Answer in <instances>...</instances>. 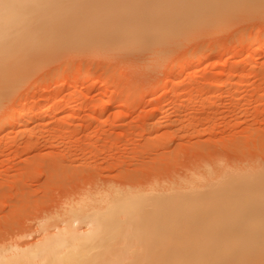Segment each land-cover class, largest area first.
Returning a JSON list of instances; mask_svg holds the SVG:
<instances>
[{
    "label": "rangeland",
    "instance_id": "rangeland-1",
    "mask_svg": "<svg viewBox=\"0 0 264 264\" xmlns=\"http://www.w3.org/2000/svg\"><path fill=\"white\" fill-rule=\"evenodd\" d=\"M259 2L51 0L33 14L0 53V125L19 104L40 102L26 130L0 131V248L43 240V223L78 208L90 189L108 195L109 184L170 198L163 215L178 221L177 238L162 232L150 246L160 258L148 264H264ZM51 98L64 108L37 125ZM160 101L171 103L166 122L183 116L180 137L166 122L147 133Z\"/></svg>",
    "mask_w": 264,
    "mask_h": 264
},
{
    "label": "bare ground",
    "instance_id": "bare-ground-1",
    "mask_svg": "<svg viewBox=\"0 0 264 264\" xmlns=\"http://www.w3.org/2000/svg\"><path fill=\"white\" fill-rule=\"evenodd\" d=\"M48 2H51V0H5L2 2V7L0 9V53L5 49L8 41L16 40L22 36L32 20V15L36 14V12L39 11L41 7L43 8ZM263 2H259V4L262 5L264 4ZM262 7H264V5ZM256 44L257 47L263 45L262 43ZM235 52L236 49L232 47L227 55L231 56ZM214 54L217 55L218 51H215ZM209 57L210 55L207 56V58ZM180 69L182 70V68ZM180 69H177V71ZM102 79L103 78L100 76L98 82H103L104 79L103 81ZM92 80H94L93 75L87 74L85 82L89 83ZM70 83L71 87L76 86V78ZM167 84L165 82L164 87L167 88V86H165ZM174 88L175 86L170 85L166 93L175 92ZM34 91V88H32L30 94L34 93ZM165 98L167 100V97ZM53 99L51 98L48 100L46 109L39 117L40 122H38L37 125H42L44 116H46L54 106L57 105L58 107V105H60L59 109H62L64 106L62 102L58 104L57 100ZM33 102V104L30 102L28 105L19 104L17 109L13 110L11 113L8 125H0V131L5 128L13 129L16 125L22 130H26L30 122L35 121V110L36 107L40 105L38 101H36L37 104H35L34 100ZM182 102L183 103H180L178 106L184 105V101ZM161 103L163 104L161 105ZM161 103H155V105H153L154 107L152 108L150 118L156 119V115L159 113L161 116L155 121L156 123L154 125L153 122L148 124V134H152L154 130L157 129L156 127L162 125L167 126L164 122L169 121L168 118L172 120V116L170 118L166 113V111H168L166 108L169 104L171 105V103H169L168 106L165 104L167 107L164 105L165 102ZM178 103L179 101H177L176 104ZM176 104L175 106H177ZM108 106H110L109 103H105L101 106L97 111L98 114L106 111ZM179 112H181V110ZM242 113L246 115L244 110ZM117 116L115 118H117ZM175 116L178 117H173L174 121H171L173 122L172 125L171 122L166 123H170L169 125L171 127L168 126L171 129L173 128V132L169 130L173 134H178L180 137L183 133L182 131H184L183 129L187 128V126L184 122V118H180L183 116L177 114H175ZM182 119L183 121H181ZM182 123L185 124L184 127H179V125L183 126ZM40 137L42 138V136ZM39 139L40 138H38V140ZM38 142L39 141L36 143ZM70 153L68 158L75 156L73 152L71 153L72 155ZM74 159L72 158V160H69L73 162ZM74 163H76V161H74ZM154 183L155 182H151V184ZM15 186L13 185V187ZM105 188L110 191L108 195L92 197L89 196L88 193L93 195L97 189H90L88 190L89 192L84 193V197L78 198L77 201L80 202L78 208L69 210L54 224L43 223V233H46L45 237L43 236V240H38L39 242H35V244L31 245H19V243L17 245L13 242V244L9 243L11 245H4L1 247L0 264H123L126 255L129 256V261H127L128 259L126 258L128 263L131 261V263L134 264H148L150 258H160L155 252L151 253L150 246L152 242L155 240L157 241L161 233L165 231L169 233L170 239L177 238L174 229L178 221L170 217L167 221L163 215V211H167L165 209L166 206L171 202L170 198L164 194L155 195L152 189L145 192L143 187H113V185L108 184L105 185ZM153 204L165 207L159 212L156 211V213H152L148 208ZM164 221L167 227L161 228ZM54 227L56 228L55 230L53 229ZM206 253H208V256H211L212 251Z\"/></svg>",
    "mask_w": 264,
    "mask_h": 264
}]
</instances>
